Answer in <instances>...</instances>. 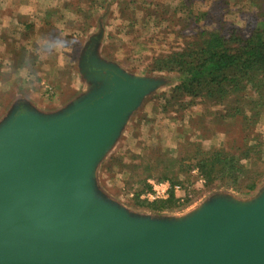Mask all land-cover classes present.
I'll list each match as a JSON object with an SVG mask.
<instances>
[{
    "label": "rangeland",
    "instance_id": "1",
    "mask_svg": "<svg viewBox=\"0 0 264 264\" xmlns=\"http://www.w3.org/2000/svg\"><path fill=\"white\" fill-rule=\"evenodd\" d=\"M132 2L139 8L133 14L129 9ZM149 10L159 18L149 19ZM202 13L207 15L202 17ZM263 19L264 0H0V127L18 105L25 104L39 115L50 117L89 96L96 85L82 73L81 59L91 40L99 38L96 56L100 61L134 78L159 84L128 118L121 135L97 166L94 177L100 195L136 217L171 222L183 221L219 198L248 205L263 194L264 175L252 190L251 179L206 186L192 172L188 175L175 168L169 177L178 179L187 189L189 198L184 204L178 202L157 214L136 197L143 187L140 177L157 174L148 165L151 157L165 151L171 158L177 157L179 144L186 136L202 142L207 150L236 154L239 161L247 139L254 138L249 145L262 148L264 169V110L258 123L249 128L239 116L226 121L206 116L210 111L240 108L235 95L223 106L196 99L194 108L181 111L180 105L190 99L171 100L181 75L167 70L150 72L155 57L180 51L188 39H196L202 32H219L228 40L232 35L249 39L260 29ZM137 38H154L157 45L133 48ZM249 93L255 100L256 94ZM245 106L253 108L249 100L242 99L244 111ZM250 113L255 112L252 109ZM200 115L206 116L204 126L197 121ZM190 121L193 124L189 125ZM130 153L144 156L139 161L142 166L132 170V179L122 167L112 165V161L121 163V156L129 163ZM249 163L240 162L246 167Z\"/></svg>",
    "mask_w": 264,
    "mask_h": 264
},
{
    "label": "water",
    "instance_id": "2",
    "mask_svg": "<svg viewBox=\"0 0 264 264\" xmlns=\"http://www.w3.org/2000/svg\"><path fill=\"white\" fill-rule=\"evenodd\" d=\"M99 41L81 59L89 96L50 117L18 105L0 127V264H264V192L180 222L100 195L97 166L159 84L100 61Z\"/></svg>",
    "mask_w": 264,
    "mask_h": 264
},
{
    "label": "trees",
    "instance_id": "3",
    "mask_svg": "<svg viewBox=\"0 0 264 264\" xmlns=\"http://www.w3.org/2000/svg\"><path fill=\"white\" fill-rule=\"evenodd\" d=\"M130 4L135 5L132 8H130L131 5L129 7L132 14L139 11L136 3L132 2ZM148 14L149 19L156 16V13L151 10L148 11ZM200 15L203 17L207 14L202 13ZM155 18L158 19L159 16ZM153 40L154 38H137L133 43V48L144 49L147 45H157V42H153ZM162 41L164 43L167 40ZM232 44H236V47H231ZM152 65L154 67L150 71L151 73L167 70L176 71L181 75V82L173 90L171 96L173 102L185 98L190 99V102H187L188 104L180 105L179 109L181 111L186 112L194 108L196 99H200L205 103L209 102V104L215 106H223L231 96L235 95L238 97L240 108L237 106L234 110H223L220 113L210 111L209 113L206 112V116L209 117L210 115L221 121L231 120L239 116L243 120L244 127L249 128L258 123L263 114L264 19L260 29L249 39L237 38L232 35L228 40L219 32H202L198 38L188 39L180 51L155 57ZM249 91L254 95L256 94L257 98L255 97V100L251 98L254 96ZM242 99L249 100V104L253 108L245 106L246 111L242 110ZM171 100H167V103L169 104ZM252 109L255 113L251 114ZM210 110H213V108L210 107ZM206 116H199L200 120L197 121L201 126L205 125L204 119ZM190 122L189 125L193 124V121ZM186 137L179 144L177 157L171 158L167 154L168 151L163 152L162 155L151 157L148 165L157 174L148 175L146 178L139 176L141 179L139 182L143 184V187L137 192L136 198L139 203L150 205L157 214L170 209L179 202L173 192L167 200L152 203L141 201L139 197L151 191V186L148 184V179L151 177V179L157 181H169L172 186H182L178 179L175 180L169 177L175 168H178L179 172L189 175L192 168L197 167L200 176L205 180L206 186H213L219 182L227 181L237 184L238 180L251 179L254 183L251 189L254 190L256 183L263 177L262 148L259 149L257 146L249 145V142L254 141V138H246L248 143L241 153L242 160L250 162L249 166L246 167L240 164L242 160L239 161L237 158L240 156L223 149L207 150L202 142H195L191 137ZM121 157L123 159L121 163L117 165L112 161V165L118 168L122 167V172H126L128 178L132 179V170L135 171L142 166L139 161L144 156L131 154L130 162L127 164L124 162V156ZM152 169H149V171H152Z\"/></svg>",
    "mask_w": 264,
    "mask_h": 264
},
{
    "label": "built area",
    "instance_id": "4",
    "mask_svg": "<svg viewBox=\"0 0 264 264\" xmlns=\"http://www.w3.org/2000/svg\"><path fill=\"white\" fill-rule=\"evenodd\" d=\"M192 174L199 178L200 184H205V180L200 176L198 168H194ZM149 185L151 186V191L142 194L139 197L141 201L152 203L155 201L167 200L172 192L179 203L184 204L189 198L186 188L182 186H172L169 181H157L152 179L149 181Z\"/></svg>",
    "mask_w": 264,
    "mask_h": 264
},
{
    "label": "crops",
    "instance_id": "5",
    "mask_svg": "<svg viewBox=\"0 0 264 264\" xmlns=\"http://www.w3.org/2000/svg\"><path fill=\"white\" fill-rule=\"evenodd\" d=\"M12 1H13V3H15V0H12ZM127 179H128V178H125V179H124V182H126ZM111 199H113V198L111 197Z\"/></svg>",
    "mask_w": 264,
    "mask_h": 264
}]
</instances>
